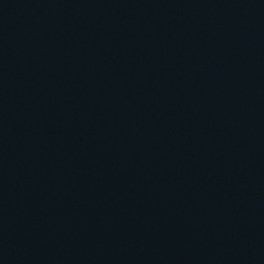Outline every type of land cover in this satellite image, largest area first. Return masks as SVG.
<instances>
[{
    "label": "water",
    "instance_id": "water-1",
    "mask_svg": "<svg viewBox=\"0 0 264 264\" xmlns=\"http://www.w3.org/2000/svg\"><path fill=\"white\" fill-rule=\"evenodd\" d=\"M0 264H264V0H0Z\"/></svg>",
    "mask_w": 264,
    "mask_h": 264
}]
</instances>
